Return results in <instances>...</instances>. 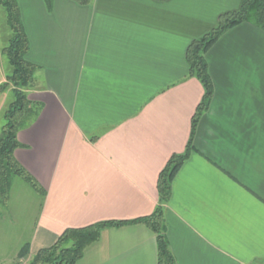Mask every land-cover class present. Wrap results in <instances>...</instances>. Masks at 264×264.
Returning a JSON list of instances; mask_svg holds the SVG:
<instances>
[{
  "label": "crops",
  "instance_id": "1",
  "mask_svg": "<svg viewBox=\"0 0 264 264\" xmlns=\"http://www.w3.org/2000/svg\"><path fill=\"white\" fill-rule=\"evenodd\" d=\"M241 3L18 0L36 67L26 95L42 108L13 156L45 192L26 259L67 229L152 214L158 174L184 152L203 96L186 49ZM205 60L213 96L163 206L166 239L176 264H264V32L231 28ZM5 71L0 56V84ZM7 103L0 94V116ZM76 264H157L155 235L105 229Z\"/></svg>",
  "mask_w": 264,
  "mask_h": 264
},
{
  "label": "trees",
  "instance_id": "2",
  "mask_svg": "<svg viewBox=\"0 0 264 264\" xmlns=\"http://www.w3.org/2000/svg\"><path fill=\"white\" fill-rule=\"evenodd\" d=\"M70 1L86 6L92 0ZM43 2L50 10L52 0ZM0 10V56L6 66L4 82L0 84V94L8 93V103L0 117V209H4L9 201L12 180L16 177L25 181L41 197H44L45 192L13 156L14 151L20 147L17 133L36 118L42 106L29 101L26 95L36 67L25 59L29 42L22 26L18 0H0ZM243 23L252 24L264 32V0H242L237 11L220 15L217 25L204 36L193 40L186 49L187 76L199 81L203 96L192 117L190 138L184 152L172 155L158 174V206L152 214L131 221L100 222L84 228L67 229L51 247L39 250L29 264H76L82 258L84 250L99 240L103 230L132 224H142L155 235L157 264H176L166 239L163 206L170 198L175 175L193 150L192 138L197 122L208 109L213 96L205 54L226 31ZM27 248V245H24L19 251L18 259L27 256Z\"/></svg>",
  "mask_w": 264,
  "mask_h": 264
},
{
  "label": "rangeland",
  "instance_id": "3",
  "mask_svg": "<svg viewBox=\"0 0 264 264\" xmlns=\"http://www.w3.org/2000/svg\"><path fill=\"white\" fill-rule=\"evenodd\" d=\"M10 194L11 200L0 209V264H29V259L17 255L29 239L40 195L18 177L12 180Z\"/></svg>",
  "mask_w": 264,
  "mask_h": 264
}]
</instances>
